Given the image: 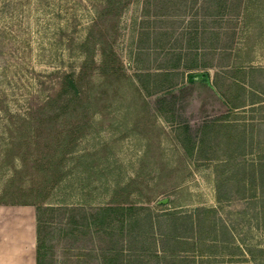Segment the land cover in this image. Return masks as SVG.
I'll return each mask as SVG.
<instances>
[{
    "label": "rangeland",
    "instance_id": "rangeland-1",
    "mask_svg": "<svg viewBox=\"0 0 264 264\" xmlns=\"http://www.w3.org/2000/svg\"><path fill=\"white\" fill-rule=\"evenodd\" d=\"M37 141L44 264H264V0H0V206L45 182Z\"/></svg>",
    "mask_w": 264,
    "mask_h": 264
},
{
    "label": "trees",
    "instance_id": "trees-1",
    "mask_svg": "<svg viewBox=\"0 0 264 264\" xmlns=\"http://www.w3.org/2000/svg\"><path fill=\"white\" fill-rule=\"evenodd\" d=\"M244 14H245V17L247 18V20H249L250 12L246 11V12H244ZM100 18L102 19V16H100ZM98 31L101 34L98 37H95L93 34V31L91 29L88 33L89 35L87 36L86 41H90V42L92 41L93 44H96L97 42L104 44V42L106 41V37L104 36V33L101 32L99 29H98ZM85 50H86V56H85V59L83 60V62L81 64V69H80L79 74L74 76V73L72 71L69 73H64L62 79L60 80V86H59V89L56 93V98L53 99V101H52V102L55 101V103H57L58 106L61 105L60 104L61 102H64V104L61 105V106H63V108H67L69 106H73V108H76L77 101H79L81 99V95L83 92V85L85 84L84 73L87 71V67H88L87 64H88V61L90 60V57H91V53L88 51V48ZM91 59H92V57H91ZM102 62H103L102 67H105L107 65L106 63L108 62L106 54L103 56ZM252 68H255V67L253 66ZM142 87L144 88L145 84L142 85ZM94 100H95V98H94ZM254 102H257V101L254 100V101H251L249 103H254ZM63 110H65V109H63ZM185 128H186L187 134H189L190 133L189 132L190 127L186 126ZM189 138H190V134L187 136V139H185L184 145H185L186 154L188 156H192V154L194 153V145L189 144L190 143ZM66 142L68 143L69 141H66ZM38 143H39V141H37V145L34 148V150L36 152V156H37V159H36L37 165H34V166L36 168H38L39 170L43 171V175L45 176V182L39 186V190H37V194L35 195V197L32 195V193H30V194L28 193L29 194L28 196L32 195V197H30L29 200L21 198V199H18L17 201H7L6 203H10V204H15V203L16 204H33L37 208V206H39L43 202V200L46 198L47 193L49 192L50 188L58 180L57 171L54 169L55 167L52 170H50L49 164L47 165L46 163L42 162L44 157L52 156V152L50 150L46 151V149H44L43 147H40V145H38ZM46 152H48V153H46ZM256 164H258V163H256ZM261 167H262V164H261ZM261 172H263L262 168L260 169V172H257V173H261ZM259 178L256 177L257 181L259 179V182H256V185L258 187H259V185L261 186L263 193L260 196L259 194H257L258 191H254L253 195H254L256 201H261V203H262L264 201V175H262V173H261V176ZM258 187H255V188H258ZM228 192H229V190L226 188L225 184L222 183V181L217 182L216 202L218 204H220L221 200L225 196H227ZM217 203H214V204L206 206V207H203L200 205L194 207L195 210H193V211H196V212H193L192 216L197 214V222H196V220L193 219L192 220L193 223L203 225V223L206 222L205 220L208 218V214L206 215V213H209V212L214 213V211L217 210V207H218ZM115 206L117 207L120 205H115ZM257 210H258V212L264 211L262 204L260 205V208ZM38 220H39V213L37 211V222H38ZM178 235L179 234H177L176 236H178ZM232 239H233L232 237H231V239H223L222 242H223V244H224V242L229 243L230 241H233ZM37 241H39L38 238H37ZM237 245H239V244H237ZM249 250L251 253H253V249H249ZM263 252H264V250L260 249L261 255ZM260 254H259V256H260ZM253 256H254V254H253ZM256 256H254L253 258H256ZM36 262H37L36 264H44V261L41 259L40 255H39L38 249H37V255H36ZM232 264H241V263H232ZM257 264H262V259L259 258V263H257Z\"/></svg>",
    "mask_w": 264,
    "mask_h": 264
},
{
    "label": "crops",
    "instance_id": "crops-1",
    "mask_svg": "<svg viewBox=\"0 0 264 264\" xmlns=\"http://www.w3.org/2000/svg\"><path fill=\"white\" fill-rule=\"evenodd\" d=\"M3 205L0 206V264H36L38 222L34 205ZM19 223L21 229L24 227L20 233L16 231ZM19 242L20 246L16 247Z\"/></svg>",
    "mask_w": 264,
    "mask_h": 264
},
{
    "label": "water",
    "instance_id": "water-1",
    "mask_svg": "<svg viewBox=\"0 0 264 264\" xmlns=\"http://www.w3.org/2000/svg\"><path fill=\"white\" fill-rule=\"evenodd\" d=\"M200 74H202V75L204 76L205 79H208V78H209L207 72H200ZM195 76H197L196 73H190L189 76H188V80H189V81H192V80L194 79Z\"/></svg>",
    "mask_w": 264,
    "mask_h": 264
}]
</instances>
